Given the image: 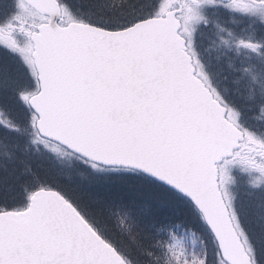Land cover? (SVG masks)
Instances as JSON below:
<instances>
[{
	"label": "snow or ice",
	"instance_id": "snow-or-ice-1",
	"mask_svg": "<svg viewBox=\"0 0 264 264\" xmlns=\"http://www.w3.org/2000/svg\"><path fill=\"white\" fill-rule=\"evenodd\" d=\"M127 3L0 14V264H264L229 190L264 191V0Z\"/></svg>",
	"mask_w": 264,
	"mask_h": 264
},
{
	"label": "trees",
	"instance_id": "trees-1",
	"mask_svg": "<svg viewBox=\"0 0 264 264\" xmlns=\"http://www.w3.org/2000/svg\"><path fill=\"white\" fill-rule=\"evenodd\" d=\"M64 2L66 4H68V6L73 11L74 15L80 16L81 13H87L90 10L96 11L97 8H99L102 4L105 5V7L107 6V4L109 2H111L112 4L118 5L120 3V0H64ZM165 2H166V0H161V3H165ZM132 4H133V0H128L127 4L122 5L120 7H116L115 5H113L112 11L113 12H120V11L127 12L130 10ZM4 7H5V5H4ZM5 9L7 12L8 8L5 7ZM0 14H4V13H0ZM12 55H14V54H12ZM19 80H20V76H19ZM9 115H11V113H9ZM40 151L44 152L46 150L41 149ZM30 163H31L33 169L40 174L41 179L43 181H52L57 177L55 172L60 173L62 171H65L64 169H62L60 167L57 171L54 170L53 169L54 161H53L52 157H50V159H48V160H40L38 153H35L31 157ZM237 175H239V177L242 176L240 174H237ZM243 182L244 183L246 182L245 178L243 179ZM245 186H247L246 183L242 184L240 186V188H238V191L240 192V189H241L247 193V189L245 188ZM68 191L71 195H73V196L76 195V193L73 192L71 190V188H69ZM234 195H235L234 204L236 205L235 208L238 209L236 211L240 216L241 223L244 226V228L247 230L249 236L252 239L253 244L256 246L258 256H260L261 259H264V228L256 227L254 225L256 222L255 213H257V215L262 217V218L264 216L263 212L261 210L262 204L258 205L257 207H253L249 200L246 201L247 194H246V197L241 195L240 193L237 197L236 192L234 193ZM236 199H237V203H236ZM23 202H24L23 195H21V196L17 197L16 200L8 201L7 203L10 204L11 206H19ZM240 210L242 211V213L240 212ZM190 227H191L192 231H194L198 235H200L201 239L204 241V243L207 247L209 254H211L213 249H214V245L212 243L211 238L208 235L203 233V229L197 224V222L195 220H193L191 222ZM195 247L197 249H199V247H200L199 241H197V244L195 245Z\"/></svg>",
	"mask_w": 264,
	"mask_h": 264
},
{
	"label": "rangeland",
	"instance_id": "rangeland-1",
	"mask_svg": "<svg viewBox=\"0 0 264 264\" xmlns=\"http://www.w3.org/2000/svg\"><path fill=\"white\" fill-rule=\"evenodd\" d=\"M167 2H169V0H166L165 3H167ZM4 5L6 8H8V0H0V13L5 14L6 9H5ZM0 65L5 66L9 70H11L15 74H17L18 77L20 76L19 81L21 83H23L27 79V77L24 76L23 66H22L21 62L19 61L18 57L16 55L15 56L12 55L8 50L4 49L3 47H0ZM249 123H251V122H249ZM262 130H264V129H262ZM38 156H39L40 160H48V159H50V157H52V159L54 161L53 169L57 171L59 169V167L61 168V165L57 162L56 157L50 151H44V152L39 151ZM64 170L69 171L68 169H64ZM71 171L73 172V174H75V170H71ZM55 174L57 175L56 172H55ZM237 174L238 173L233 174L235 182H234V184L229 186V190L232 193L236 192L237 197H238L239 193L245 197L247 194L246 201L249 200L253 207H257L258 205L262 204L261 210H262L263 215H264V191L254 190V189L250 188L248 186V183H247V178L243 175L241 177H239V175H237ZM244 178L246 180L245 183L247 186H245V188L247 189V193L241 189H240V192L238 191V188H240V186L242 184H245L243 182ZM236 203H237V199H236ZM236 210H238V209H236ZM240 212L242 213L241 210H240ZM255 217H256V222L254 225L256 227L264 228V216L262 218V217L258 216L257 213H255Z\"/></svg>",
	"mask_w": 264,
	"mask_h": 264
}]
</instances>
